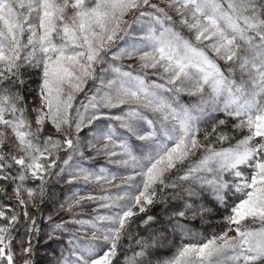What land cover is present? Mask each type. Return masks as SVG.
I'll return each instance as SVG.
<instances>
[{
	"label": "snow or ice",
	"instance_id": "obj_1",
	"mask_svg": "<svg viewBox=\"0 0 264 264\" xmlns=\"http://www.w3.org/2000/svg\"><path fill=\"white\" fill-rule=\"evenodd\" d=\"M41 239L48 264H264V0H0V264Z\"/></svg>",
	"mask_w": 264,
	"mask_h": 264
},
{
	"label": "trees",
	"instance_id": "obj_2",
	"mask_svg": "<svg viewBox=\"0 0 264 264\" xmlns=\"http://www.w3.org/2000/svg\"><path fill=\"white\" fill-rule=\"evenodd\" d=\"M30 87H31V89H35V87H36L35 76H33L32 80L30 81ZM25 95H26L27 99L31 102L33 99L34 93H31L29 91V92H26ZM230 127H231V125L229 124V129H230ZM51 135H53V134H51ZM242 135H243V133H237L236 134L237 139L241 138ZM232 143H235V140H233ZM225 146H227V145H225ZM69 189H73V190L78 189L82 194L85 192H94L95 191L94 188L88 189V188H84L81 186H77L74 188V185H67L64 183H59V184L54 185V190L56 191L57 196L60 198H62L64 194H67ZM208 199H209V203L211 204V202H212L211 197L209 196ZM50 211H51V205L44 206L43 213L45 216ZM220 211H223V209H221ZM217 218H219V217H217ZM213 223L215 224V221ZM216 227H218V226H216ZM193 228H194V231L197 232L198 234H204V235H207L209 232L216 230V228L213 226L201 225L199 220L193 222ZM134 231H143V229L142 228H134ZM180 240H181V237L179 234H177L175 242L178 244V243H180ZM55 247H56L55 243H52L51 246L49 247V246L45 245L44 240L41 239L39 241V251L36 254L38 264H48V261L53 258L52 257V251L55 249ZM164 252H165V255L171 254L170 250H164ZM120 264H122V260L120 261Z\"/></svg>",
	"mask_w": 264,
	"mask_h": 264
},
{
	"label": "rangeland",
	"instance_id": "obj_3",
	"mask_svg": "<svg viewBox=\"0 0 264 264\" xmlns=\"http://www.w3.org/2000/svg\"><path fill=\"white\" fill-rule=\"evenodd\" d=\"M80 98H83V93L81 94V97H80ZM113 111L118 112L119 110L117 109V110H113ZM106 123H107V122H106ZM45 131H46L47 133H49V134H53L54 136H57V135H58L57 133H55V130L52 129L50 125L46 126ZM81 136H82V137H85V138H90V134H89L87 128L84 129V131L81 133ZM85 154H86V155H89L90 153H87V152H86ZM64 155H65V153L62 152V153H61V156H64ZM88 166H89V167H92V168H96V169H98L99 167H106V168L111 169V170L116 171V172L122 171L121 169L115 168V166H113V165L107 164V162H106V158L103 157V156H101V157H99V158H97V159H95V160H93V161L88 162ZM77 186H81V187L88 188V189H93V188H94V186H92V185H87V186H86V185H83V184L74 185V188L77 187ZM75 190H76V189H75ZM98 191H99L98 189H95L94 193H95V192H98ZM113 191H115V190H113ZM92 207H94V205L87 204V205L85 206V211H84L83 214H84V215H89L90 212H91V208H92ZM102 211H103V210H102ZM56 219H59V217H56Z\"/></svg>",
	"mask_w": 264,
	"mask_h": 264
}]
</instances>
